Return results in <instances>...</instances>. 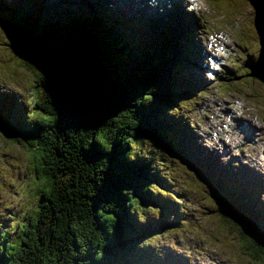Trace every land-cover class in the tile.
<instances>
[{
    "label": "trees",
    "instance_id": "obj_1",
    "mask_svg": "<svg viewBox=\"0 0 264 264\" xmlns=\"http://www.w3.org/2000/svg\"><path fill=\"white\" fill-rule=\"evenodd\" d=\"M229 3L237 4L233 0ZM100 11L103 22L117 30L102 24L97 25V29L103 34L110 32L106 42L121 46L118 59H122V64H118L119 71L112 69L110 73L120 76L126 72L132 76L126 86L128 99L124 100V105L119 103L122 107L116 103L111 105L110 112L114 115L105 123L96 120L99 127L95 129L80 130L70 111L59 115L51 100L46 99L49 97L45 94L46 87L42 95L35 91V111L29 116L25 115V110L18 114L17 109L7 111L15 116L14 119L0 113V122L6 121L2 123L15 131L10 141L26 146L35 175L34 183L26 191H33L36 202L32 213L24 216L15 227L0 229V264H186L175 254L168 256L163 246H159L154 251L156 256L152 257L145 251L148 243L144 241L163 229L166 237L176 234L187 225L184 220L190 221L192 215L191 211L188 214L183 206L173 202V197L167 200V197L180 195L173 184L183 179L179 167L175 176L171 172V158H178L180 161L173 160L178 165L188 166L189 163L180 155L174 157L166 153L153 141L154 138L163 143L155 134L171 143L181 139L183 131L173 117L182 112L186 103H196L195 98L187 100L192 95L185 96L180 86L172 91L167 86V80L175 73L172 71L174 60L178 59L176 50L166 46L173 33L162 30L148 47H135L139 41L128 31L121 32V26L114 25L118 19L123 20L106 6ZM59 25L83 29L81 35H89L85 38L89 42L87 48H93L96 55L105 54L104 37L95 34L93 27L96 26L92 25L89 30L76 22ZM250 25L249 31L256 38V23ZM179 30L176 33L179 34ZM42 39L45 43L61 44L53 42L52 36ZM248 72L250 74L249 68L244 77ZM40 84L36 74L34 87L39 89ZM26 118L32 121L22 125ZM117 119L121 121L115 125ZM144 150L151 157L146 156ZM38 175L42 177L37 179ZM231 181L230 175L219 181H208L218 191L214 190L216 198L229 209L223 212L216 204V217L234 227L236 218L243 219L247 213L254 217L259 226L252 227L261 239L254 242V246L259 251L248 247L244 251L254 263L264 264V208L252 202L257 198L254 186H245L246 191ZM216 182L221 187H216ZM167 206H171L169 215L165 213ZM156 213L165 216L170 223L153 219L152 214ZM143 215L144 222H140L138 219ZM235 228L238 231L239 227ZM155 235L148 239L151 241L149 247L158 243L160 236ZM10 236L14 241L3 242Z\"/></svg>",
    "mask_w": 264,
    "mask_h": 264
},
{
    "label": "rangeland",
    "instance_id": "obj_2",
    "mask_svg": "<svg viewBox=\"0 0 264 264\" xmlns=\"http://www.w3.org/2000/svg\"><path fill=\"white\" fill-rule=\"evenodd\" d=\"M49 1L53 4V0ZM93 1L97 5H108L110 9H121L123 11L122 15L125 17H138L135 18L134 21L141 20V18L145 19L142 15L132 14L134 11L133 5H130L128 10L129 14H125L124 10L120 6H116L111 0ZM199 1L200 7L202 8L201 10L196 8V4L192 5L191 1L187 0L185 7L180 6L178 9L171 7L172 11L169 12L173 16L178 15L184 8H186V13L191 12L193 15L192 20L194 19L193 23L196 28L195 32L192 29V24L190 22L186 23L185 20L177 21L174 18L175 24L172 25L170 21L168 26L172 27L175 33L178 29L183 28L182 33L184 35V41L191 44L189 40L190 36L192 40L198 42L200 47L207 53V59H203L202 56H204V53L201 49V53L198 51L196 57H194V62L193 60L192 62L190 61V63L195 64L193 65L194 67L200 69L199 72L197 71L196 73L192 70L191 76H193V78L189 77V79L186 78L185 74L181 73V70L190 59L174 60L175 68L172 71H175V73L167 80L168 89L172 91L177 90L176 87L178 86H181L182 89L187 86L184 92L193 93L191 94L193 95L191 100L196 96V103L193 109L184 110L182 116L177 117L179 126L186 133H195V137L197 138L194 140L195 146L199 151L203 148L209 151L207 153L211 154V158L216 163L218 171L239 176L244 178L245 181H250L259 185V182L256 181L255 178L257 177L258 180H262L261 175H264V82L251 76L249 72L247 76L244 77L246 73L244 70L247 69V62L252 57L259 56L261 45L258 35H256V38L252 36V31H249V26L246 23V20L251 23L254 22V13H249V10L247 13L241 11L254 7L248 0H233L237 3L236 5H231L229 3L231 0H221V2L219 0ZM0 2L10 3L9 0H0ZM262 2L264 5V0H262ZM193 6L195 8H193ZM215 12H217L221 18L216 16ZM249 14H252V17H249ZM171 15L169 17H171ZM183 18L186 19V16L184 15ZM100 20L101 18L97 16V18L88 21L79 20L76 22V25L82 28L87 27V29L92 30L91 25L97 26L101 24ZM56 22V20L53 22L45 19L38 21L31 17H21L18 19L14 16L12 10H10L8 14H0V23H4L11 30L15 31L17 36L22 34L23 28H26L34 32L36 36L42 38L47 39L52 36L53 42L58 43L54 36H59L61 33L59 31L67 30L71 34L70 38L67 39V44L70 46V42L73 39L84 38L80 33L83 29L72 27L71 29H64V27H60ZM156 22H159L158 19H156ZM66 23L67 22H65V24ZM162 23L161 21L159 24L158 32L160 31ZM105 25L107 27L110 26L108 23H105ZM110 27L115 28L114 26ZM109 33L110 32L104 35H96H98V37L107 38ZM216 34H218V38H224L225 42L220 39L221 42L214 46L212 45V41H216L217 37L215 39L212 37ZM88 36L86 38H88ZM233 39H235L237 43L234 42ZM180 40L178 43L174 42L176 47L172 49L176 50V53L181 52V57L186 49L180 47ZM240 41L243 43H240ZM6 42L7 40L4 38L0 61V85L2 83H7L5 87L2 86V88L9 93L1 89L0 99L7 108L19 102L25 105L27 111H30L31 104H29V102L32 100L34 91L37 90V92L42 95L43 89H40V87L39 89H35L32 85V81L34 84V77L36 75L33 73L34 70L30 66L27 68L23 60L17 57L8 45L5 46ZM63 43L64 41L61 42V44ZM88 45L89 42L87 40V46ZM72 46L84 48L86 46V41H80L77 44H72ZM221 51L223 55L219 56L220 59H213L214 56H218V53ZM118 52L115 55L114 51L116 57H111L109 54L105 53L100 58L105 59V63L104 60L102 63L104 66H108L111 71L112 69H118L119 71L118 64L108 62L106 59H118ZM259 64L262 65V63ZM230 70L232 73H229ZM27 73L30 74L32 81L30 77L26 75ZM113 75L116 76L110 78L108 89L112 90L116 95L122 96V100L128 99L127 94L129 95V91L126 89V86L132 76L126 72H123L120 76H117L119 75L117 73H113ZM181 81L185 82L186 85H183ZM173 86L175 87L173 88ZM49 91L50 88L45 89V94L49 96L46 98L47 100H51ZM13 96L16 97V99ZM68 111L69 110L61 109L59 115L62 116L63 112L68 114ZM74 115L76 114H72V116ZM28 121L31 122L32 120L26 118L22 120L21 124L24 125ZM119 121H121V119H117L114 124L117 125ZM248 123L254 125L253 133L249 139L246 138L242 130V125L245 126ZM13 128L17 129L16 127ZM54 130H56V128ZM168 131H170L169 128ZM234 134L238 136L240 141L237 140ZM154 136L166 143L168 147H171L157 134ZM231 137H233L235 141L231 140ZM256 145L261 146L258 153L251 150V146L255 147ZM249 151L254 156L257 155L259 157L256 158V161H260L263 164L262 167L257 162L255 163L257 164L256 167L258 171H261L263 174H260V172L248 166L250 164L247 159L250 158L251 155ZM145 155L151 157L147 152H145ZM28 157L29 155L25 145L10 141L9 138L0 132V229H2V227L3 229L12 228L13 225L15 227L17 222L22 220L24 216H29L36 206L35 194H33L32 190L26 191V189L34 183L35 178L34 167L31 163V159ZM171 163V172H173L175 176L177 167H179L183 175L181 181H184L180 182L176 190L183 195L174 196V200L180 202L184 208L191 211L192 215L190 217V222L183 230L176 234L167 235V237H165V229H163L144 238V241L147 240L148 243V248L145 251L147 253L149 252L152 257L156 256L154 245L149 247L151 242L149 238L155 237V234H157L160 236L158 243L161 241L165 245H169L175 249V251H171L169 248L165 247V251L168 253L169 250V254H175L177 258L182 259L186 264H260L254 263L244 251L246 247L251 250L256 249L254 242H257L260 237L255 234L252 226L258 225L257 220L247 213L248 217L244 215L242 217L243 219L238 222L234 221L236 226L239 227L238 231L235 228L236 226L228 225L229 223L227 224L225 220L220 221V219L216 217L218 213L216 209L217 207L220 209L221 205L217 204V207L214 209L216 200L211 195L213 190L207 180L209 177L197 170L196 167L198 165H190L189 167L187 166L186 169L185 166L174 163L173 158H171ZM219 165L225 166L227 170L218 169ZM40 177L42 176L38 175L37 179ZM235 182L237 184V180H235ZM261 185L264 187V178ZM215 186L221 187L219 183ZM242 189L248 191L247 187H243ZM172 197H167V200H171ZM263 197L264 189L262 194H259L258 200ZM261 200L263 203L257 204L264 208V199ZM134 212L135 211H133V213ZM152 216L154 217L153 219H163V222L170 223L166 220L165 216H159L157 213L152 214ZM136 218L138 219L137 216ZM138 220L144 222V215L140 216ZM7 224L9 226H6ZM8 232L10 233L12 230L7 231V233ZM12 241H14V239L10 236L3 242L8 243ZM173 244L177 246L173 247ZM148 256L149 259H151V256ZM158 260L161 261L162 257H159Z\"/></svg>",
    "mask_w": 264,
    "mask_h": 264
},
{
    "label": "water",
    "instance_id": "obj_3",
    "mask_svg": "<svg viewBox=\"0 0 264 264\" xmlns=\"http://www.w3.org/2000/svg\"><path fill=\"white\" fill-rule=\"evenodd\" d=\"M248 1L253 5L254 8H251V10L254 11L253 13L257 17L255 23L257 26V33L260 36L261 52L257 58L252 57L247 62L246 66L250 69L251 76L264 82V37L262 36L264 33V5L262 0ZM9 2V4L0 2V13L8 14L10 10H12L14 16L18 19L21 17H31L38 21L45 19L55 22L56 18H63V21L58 22L56 20V23L58 25H67L79 20L88 21L95 18L88 13H93L96 17L99 16L101 18L100 10L97 5L89 0H53V7L47 12L42 11V9L34 5L32 1H29L27 4H24V0H13V2L9 0ZM100 21L102 25H105L102 18ZM65 22L67 23L65 24ZM166 23L167 22H164V24H162L160 30H166L163 29ZM23 29L25 31L23 30L22 34L17 36L15 31L11 30L4 23H0V61L3 39L6 38L7 42L5 46L8 45L11 51L32 67L34 73L40 77V82H42L40 84V89H44L45 87L50 88L49 95L53 106L58 111H61V109L69 110L71 116L72 114H76L72 116V118L76 120L80 130L81 128L86 129L90 127L91 129H95L99 127L95 123L96 120L105 123L111 115H114V113L110 112L111 105L115 103L119 106L125 104L124 100L121 99L122 96L116 95V93L108 89L110 78H112L113 75L110 73V69L103 65L100 59L103 55H96L92 50L93 48H87V41L85 38L88 35L84 36L82 39H73L70 42V46L67 44V39L70 38L71 34L67 30H62L59 31L61 32L59 36L54 37L59 43L62 41H64V43L53 45L45 43L42 37L36 36L31 30L26 28ZM64 29H71V27H64ZM169 32L173 33L170 39L173 37L179 38L178 33L175 34L173 28L172 31L169 30ZM178 38L176 40L177 43ZM107 39L109 40V38H103V52L109 54L111 57H116L115 55L121 46H115L111 44V41L106 42ZM144 39L149 42V34ZM100 40L102 39L100 38L98 41ZM80 41H86V46L84 48L72 46V44H77ZM95 43L97 42H94V44ZM150 43H153V41ZM103 60L105 63V59ZM106 60L108 62L122 64V59ZM259 63H262V65ZM26 75H28L32 81L30 74L27 73ZM32 85L34 86L33 83ZM32 98L34 102V95ZM35 106L36 104H33V111H35ZM90 107L91 109H89ZM0 131L7 138L15 136V131L8 128L2 122H0ZM153 141L156 146L161 147L171 156L177 157L179 155L172 145L169 144L171 147H168L166 143L156 142L154 138ZM212 190V197L216 200V204L221 205L220 209L223 212L229 211V209L223 206L216 198V190L214 191V188H212ZM215 208L216 205L214 209ZM233 219L235 220V215ZM239 220H241V218H236L237 222ZM259 240L261 239L259 238Z\"/></svg>",
    "mask_w": 264,
    "mask_h": 264
},
{
    "label": "bare ground",
    "instance_id": "obj_4",
    "mask_svg": "<svg viewBox=\"0 0 264 264\" xmlns=\"http://www.w3.org/2000/svg\"><path fill=\"white\" fill-rule=\"evenodd\" d=\"M29 1H32V3H34V5H37V7H40L42 9V11L44 12H47L51 9V7H53V4L51 5L50 1L49 0H24V4H27ZM90 2L92 3H95L93 0H89ZM112 2L115 3L116 6H120L125 13H128V10L130 8V5H133V13H136V14H140V15H144L145 17L147 18H150L152 17L151 19L152 20H149L148 22H144L143 26L146 28L150 23H153V20L154 19H161V20H164L165 22H168L167 18L165 17L166 15L170 16L171 14L169 12H171V7H174L176 9H178L180 6L182 7H185V5L187 4L186 1L187 0H172V1H169V0H155L154 2H152L151 0H111ZM191 1V3H194V5L196 4V8L201 10L202 8L200 7V1L199 0H189ZM90 2H87V3H90ZM104 5H100V8L103 9ZM95 9V8H94ZM249 10V13H250V9H246L245 12L247 13V11ZM91 11V10H90ZM183 11V10H181ZM195 12V11H193ZM190 13V15H189ZM1 14V13H0ZM89 15L96 17V15H94L93 13H88ZM161 15V16H160ZM186 16V20L188 22H190L192 24V29L193 31L195 32V25L193 23L194 19L192 20L193 18V15L191 14V12H187L185 14ZM192 16V17H190ZM56 20L58 22L60 21H63L64 19L63 18H56ZM161 22V21H160ZM147 23V24H146ZM115 26H121L122 25V22L121 20H117V22L114 24ZM152 26V24H150ZM162 26V25H161ZM153 27V26H152ZM97 27H93V29H95ZM144 28V29H145ZM182 29L181 28L179 30V38L181 39L180 40V47H184L186 50L185 52L182 54V56L180 57V59H190L189 62L184 66V68L181 70L182 74L184 73H187L186 76H190L192 74V70H194V72L196 73L197 71L199 72V69L200 68H196L194 67L193 65L195 64H192L190 63V61L194 62V57H196V54L198 53V51H200L201 53V47H200V44H189V42H185L184 41V35L182 33ZM95 34H98V35H104L103 33L100 32V30L96 29L95 31ZM215 36V37H214ZM212 38L215 39L218 34L214 35ZM178 37H173L172 39H170L167 43H166V46H168L170 49L176 47L175 43L176 40H177ZM222 39L224 42H225V39L224 38H218L216 39V41H212V45L216 46L219 42H221ZM234 42L235 39H233ZM150 42H152V38L150 37L149 39V42H147L145 39H141L139 41L138 44H136L135 47H148V44H151ZM237 43V42H236ZM240 43H242L240 41ZM220 45H223V44H220ZM238 48H239V45L237 44ZM220 47V46H219ZM237 48V50H238ZM203 53H204V56L203 59H207V53H205V50H203ZM180 55H181V52H180ZM223 53L222 51L218 53V56H214V58H217V59H220L219 56H222ZM201 57V58H202ZM186 61V60H185ZM202 63V62H201ZM7 84V83H5ZM5 84L2 83L0 86V90L2 89L3 91L7 92L4 88H2V86L5 87ZM2 91H0L1 93ZM9 93V92H7ZM11 94V93H10ZM16 95V94H15ZM18 96V95H17ZM14 97V96H13ZM16 99V97H14ZM19 114V112H17ZM4 116H9L10 118H13L14 119V115L12 114H6ZM253 128H254V125L252 123H248L247 125L243 126L242 125V130L243 132L245 133V136L246 138H251V134L253 133ZM181 135V139H182V144H183V148L182 149H186L187 151H192V150H197L199 152V157H197V160L201 163V164H205L209 161L210 157H211V154H208L207 152H209L208 150H206L205 148H203L201 151H199V149L195 146V134L194 133H184V132H181L180 133ZM235 136V134H234ZM238 139V136H235ZM197 139V138H196ZM231 140L235 141V139L233 137H231ZM240 141V140H239ZM251 145V144H249ZM216 146V145H215ZM251 150H254L256 153L259 152V150L261 149V146L260 145H256L255 147L251 146ZM250 152V151H249ZM250 158L247 159V161L249 162L250 165H248L249 167H251L253 170H256L258 171L257 169V164L255 162H257L259 165H261L262 167V163L260 161H256V158H259L257 155H253L251 152H250ZM220 167L222 169H226L225 166H222L220 165ZM240 170H243V169H240ZM264 170V168H263ZM244 171V170H243ZM260 172V174H263L261 171H258ZM231 175V174H230ZM262 176V180H258L257 177L255 179H257L258 181H260L259 185H257L255 187V190L262 194L263 192V189L264 187L261 185L263 182V178H264V175H261ZM217 191V189H214ZM212 195V194H211ZM261 199H264L261 198ZM256 200L255 198L252 199V202H255V203H263L262 200ZM238 202V201H237ZM251 202V201H250ZM171 206H167L166 209H165V213H167V215L170 214L171 212ZM157 221V220H156ZM187 219L184 220V222H186ZM160 243H157L156 245H154V251H156L159 246H163L164 248L167 247L166 245H159ZM173 247L177 246L175 244L172 245ZM173 250L175 251V249L173 248ZM168 256H169V250H168Z\"/></svg>",
    "mask_w": 264,
    "mask_h": 264
},
{
    "label": "clouds",
    "instance_id": "obj_5",
    "mask_svg": "<svg viewBox=\"0 0 264 264\" xmlns=\"http://www.w3.org/2000/svg\"><path fill=\"white\" fill-rule=\"evenodd\" d=\"M179 40H180V38H178V42H179ZM32 103V104H31ZM29 104H31V106H30V111H27L26 110V107H24V108H20V107H18V109H19V114H22V110H25L24 112H25V115L26 116H29L30 115V113L31 112H33V104H34V102H33V98H32V100L29 102ZM20 105H23V103H19V106ZM23 106H25V105H23ZM1 121V120H0Z\"/></svg>",
    "mask_w": 264,
    "mask_h": 264
}]
</instances>
